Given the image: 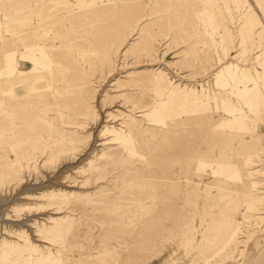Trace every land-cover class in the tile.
<instances>
[{
    "label": "rangeland",
    "instance_id": "1",
    "mask_svg": "<svg viewBox=\"0 0 264 264\" xmlns=\"http://www.w3.org/2000/svg\"><path fill=\"white\" fill-rule=\"evenodd\" d=\"M0 264H264V0H0Z\"/></svg>",
    "mask_w": 264,
    "mask_h": 264
}]
</instances>
